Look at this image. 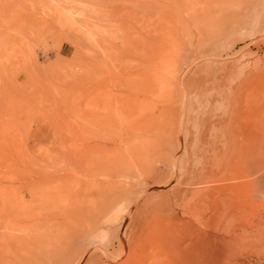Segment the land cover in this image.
I'll use <instances>...</instances> for the list:
<instances>
[{"label":"rangeland","instance_id":"rangeland-1","mask_svg":"<svg viewBox=\"0 0 264 264\" xmlns=\"http://www.w3.org/2000/svg\"><path fill=\"white\" fill-rule=\"evenodd\" d=\"M59 181L141 192L123 234L148 261L264 264V0H0V234H31ZM155 213L176 249L152 252Z\"/></svg>","mask_w":264,"mask_h":264},{"label":"bare ground","instance_id":"bare-ground-1","mask_svg":"<svg viewBox=\"0 0 264 264\" xmlns=\"http://www.w3.org/2000/svg\"><path fill=\"white\" fill-rule=\"evenodd\" d=\"M110 7H114V6L111 5ZM111 10H113V9L111 8ZM104 101H105V99H104ZM101 102H102V100H101ZM104 103L98 105V107L102 110V112H106V115L102 114V117L100 116L101 120L103 121L104 125L112 126L113 123L116 124L115 121L113 120V114L115 112L114 111L115 109H112L113 103H112V101L108 102V103H105V104ZM121 105L125 106V103L124 104H120L119 107H122ZM184 107H183V109H184ZM114 108H116V107H114ZM118 108H117V110H118ZM125 110H127V109H125ZM187 110H188V108H187ZM115 116H116V114H115ZM183 116H185V115H183ZM117 117H119V116H117ZM186 118H185V120H186ZM179 120H180V118H179ZM120 122H121V120H120ZM254 122L256 123V121H254ZM219 124H220L219 126H221V127H229V126L231 127L232 123H231V120H230L229 122L221 121V122H219ZM102 127H104V126L102 125ZM211 127H214V125L211 126ZM252 127L254 128L253 124H252ZM252 127L250 128V130L252 129ZM216 128H213V129H216ZM179 131H180L179 133L181 134L182 128H179ZM252 131H253V134H254V132H255L254 129ZM219 132H220V130H219ZM249 133H251V131ZM253 134H250L249 138H250V140H252L255 143V140L257 139V137L255 139L256 134H255V136ZM225 138H226V136H225ZM179 148H181V147H179ZM109 149H111V151H112V149H114V148L112 146V148H109ZM102 151L104 152V150H102ZM114 153L115 152H113V154ZM116 158H117V155H116ZM172 161H173V165L172 166L174 168L175 167L174 166L175 165L174 164V158L172 159ZM208 161H209V159H208ZM103 163H104V160H103ZM181 170H182V168H181ZM182 174H184V173L182 172ZM113 175H114L115 179H118L117 177H119V180L121 179V177L123 178V176H125V175H123V173H120L118 175L117 174H113ZM131 175H133V174H130V177H131ZM193 177H194V175H193ZM195 177H197V176H195ZM135 178H137V176ZM198 178H200V177H198ZM58 179H60V178H58ZM62 179L65 180L64 177H62ZM205 179L208 180V178H205ZM65 181L67 182V180H65ZM123 181L124 180H122V182ZM208 181H210V178H209ZM208 181L205 180V182H208ZM59 182H60V185H61L62 182L61 181H59ZM138 182H139V180H138ZM216 182L217 181H214V183H216ZM67 183H69V182H67ZM67 183H65V184L63 183V184L66 185L65 187H68V186L70 187L71 184H67ZM73 183H75V182L73 181ZM106 183L104 182V184H106ZM125 183H126V181H125ZM125 183L124 184L122 183V184L125 185ZM134 183H137V182H134ZM192 183L194 184V181H192ZM55 184H56V186H58V183H55ZM63 184L60 186V188H62V189H63ZM108 184L109 185H107L106 187L105 186L104 187H100V188L97 187V191L96 192H98V193L90 192V189L86 188V187H89L88 185H86V187H84V188L77 189V190H72V188L69 189V187H68V189L65 192L62 191V193H60L58 195L57 194L54 195L51 192L52 194H50V195L52 196V198L50 196L49 197L51 198L50 202H51L52 208H53L51 210H53V211L51 213L49 212L50 214H49L48 217H44V218L42 217V218L38 219L39 222H37L35 225H32L31 227H28L30 229V231L32 232L31 234L27 233V236L20 235V236H14V237H11V238H10L9 234H6V235L5 234L4 235L0 234V241H3L2 244H4V247H2V244L0 245L1 246L0 247V264H102V262H101L102 258L106 259L107 262H113L116 259L121 258V257H123L125 255H126L125 256L126 257L125 261H123V262H121L119 264H164V263H160V261H159L160 259L159 258H156V255L157 256L161 255V254L158 255L159 253L155 254L154 255L155 257H152V258L150 257V259H151L150 261H148L149 258H146V257H148V256H146L147 253H145L146 247L143 244V240H142L143 238H141V236L144 235L145 233L141 235V232H140L139 234L134 235L133 238L132 237L130 238V235H129V238H130L129 240H127V237H125V235L123 234V232H125L124 229L126 227H128L126 225L127 218L130 216L129 214L131 213L132 207L135 205V203H136V201L138 200V197H139L138 195H139V193L141 194V192H139L137 194L134 193L136 195L133 196V198H132V197H130L129 194L122 193L124 190L123 191L121 190L122 192L118 191L117 190L118 185L115 184V182H112V181L109 182L108 181ZM204 185L206 186V184H202V187ZM207 186H210V185L208 184ZM127 187L129 188L130 186L128 185ZM107 188L108 189L112 188V189L109 190V191H106L105 189H107ZM204 188H202V189L204 190ZM59 191H60V189H59ZM199 191H200V188H197V189H194V190H191L189 188V190L185 191L184 194H180V192L176 193V192L172 191V192H167V197L169 195L172 197V193H173V195L175 197H177V195H179L184 200V199H187L190 196L193 198L195 196V194H197V192H199ZM54 193H55V191H54ZM130 194H132V193H130ZM198 198H199L198 201H204V204L206 206H207V204H209L208 197H206V198L204 197L203 200H201L199 196H198ZM128 200L129 201L131 200L130 203L125 208H123V205H124L123 202L125 203ZM44 201L47 202L48 200H44ZM51 204H50V207H51ZM152 204H154V203H152ZM159 204H160V202H159ZM199 204H201V203H199ZM204 204H202V205H204ZM154 205H157V203H155ZM156 208H157L156 206L152 207L153 210L156 209ZM201 208H202V206H201ZM183 209H184L183 210L184 212L182 213V215L186 214L188 209H189L187 207V204L183 207ZM203 209H204V207H203ZM207 209H208V207L205 208V210H207ZM150 214H151V212H150ZM153 214H154V212H153ZM44 215H48V214L44 213ZM151 216H152V214H151ZM164 217H166V216H164ZM163 218H161V216L158 213H155V217L154 218L152 217V220H154V219H155V221L157 220L154 228L152 227V225L154 224L153 222H152L153 224L151 223L152 225H151V228H150L148 222H146L145 220L143 221L144 225H145L144 228L152 229V230L156 229L153 233H151L150 236H148V240L147 241L152 244V246L151 245L150 246L153 249L157 247V251H158V249H160V248H158V246L160 247L161 236L165 235V234H162V233H164V231L161 232V222H162ZM172 229H173V226H172ZM165 232H166V230H165ZM167 232H166L167 235H165L166 236L165 244L161 243V245H163V247H162L163 249L165 247L164 245H166V244H167V247H166L167 249H169V247L170 248H172V247L174 248V246H175V245L172 246L173 241L171 242V240H170L171 243L168 245V242H169V237L168 236L170 234L168 235ZM173 234H174V232H173ZM171 235H172V233H171ZM143 237H145V236H143ZM164 237H162V239ZM172 237H173V235H172ZM167 240H168V242H167ZM147 241L146 242L144 241V242L147 243ZM199 244H201V243H199ZM5 245H7V247ZM196 245L199 246L198 243ZM194 247H195V245H194ZM147 248H148V246H147ZM201 248H203V247H201ZM153 249H152V252L156 251V249H154V250ZM175 249H176V246H175ZM199 249H196V250H199ZM210 250H211V248H210ZM193 251H194V249L191 251L192 252L191 254L194 256ZM152 252H151V254H153ZM166 252L169 253V254H167V253L166 254L168 255V257L170 259L168 263H170L171 258L175 257V256H173L175 251L172 252V256H171L169 250L166 251ZM183 252L185 253V250ZM203 252H202V255H203ZM181 253L182 252H180V255H178L179 259L181 261L185 260V262L187 263V259H181L182 257L180 258V256H183L185 258V256L189 257L190 254L188 253V251L186 252L187 254L185 253L186 255H183V254L181 255ZM196 253H198V252H196ZM97 254H98V258H96ZM148 254L150 255V253H148ZM175 254H177V252H175ZM199 254H196V255L199 256ZM208 254H209V252H208ZM208 254H206V256H208ZM179 259H177V260H179ZM175 260H176V258H175ZM180 260H179V262H180ZM179 262H178V264H179ZM175 263H176V261H175ZM181 263L183 264L184 261L181 262ZM186 263H184V264H186ZM205 263H207V261ZM191 264H193V263H191Z\"/></svg>","mask_w":264,"mask_h":264}]
</instances>
